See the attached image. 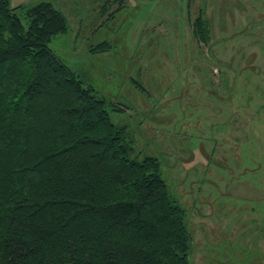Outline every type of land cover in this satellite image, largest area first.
I'll use <instances>...</instances> for the list:
<instances>
[{"label":"rangeland","instance_id":"rangeland-1","mask_svg":"<svg viewBox=\"0 0 264 264\" xmlns=\"http://www.w3.org/2000/svg\"><path fill=\"white\" fill-rule=\"evenodd\" d=\"M49 1L68 19L50 48L160 160L191 264H264V0Z\"/></svg>","mask_w":264,"mask_h":264},{"label":"trees","instance_id":"trees-1","mask_svg":"<svg viewBox=\"0 0 264 264\" xmlns=\"http://www.w3.org/2000/svg\"><path fill=\"white\" fill-rule=\"evenodd\" d=\"M67 30L49 0H0V264H191L160 160L133 155L126 125L50 48Z\"/></svg>","mask_w":264,"mask_h":264},{"label":"crops","instance_id":"crops-1","mask_svg":"<svg viewBox=\"0 0 264 264\" xmlns=\"http://www.w3.org/2000/svg\"><path fill=\"white\" fill-rule=\"evenodd\" d=\"M233 91V89H231V92ZM238 119V118H237ZM239 121H240V124H242L243 125V120H242V118H239ZM241 125V126H242ZM248 128V127H247ZM241 129H242V127H241Z\"/></svg>","mask_w":264,"mask_h":264}]
</instances>
